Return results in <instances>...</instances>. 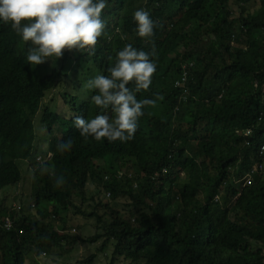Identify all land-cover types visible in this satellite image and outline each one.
I'll use <instances>...</instances> for the list:
<instances>
[{
    "label": "trees",
    "instance_id": "obj_1",
    "mask_svg": "<svg viewBox=\"0 0 264 264\" xmlns=\"http://www.w3.org/2000/svg\"><path fill=\"white\" fill-rule=\"evenodd\" d=\"M253 1L106 0L95 54L66 50L60 66L49 59L51 67L28 64L31 42L0 21V193L11 189L0 203V264L71 254L75 244L101 239L98 253L113 246L110 264L119 258L128 264H264V173L252 186L239 185L264 165V0L255 11ZM144 8L157 23L151 42L137 35L133 19ZM129 44L149 52L155 45L152 83L136 96L156 104L145 107L131 141L85 139L72 122L76 115L114 118L111 108L92 102L96 93L85 84L109 75ZM73 70L80 89L69 82ZM185 72L187 88H176ZM66 84L73 93L61 95L63 117L50 106L54 100L45 101ZM128 86L135 91L134 83ZM43 136L48 151L37 144ZM69 138L72 149L59 153L57 144ZM40 158L65 178L62 187L41 174V165L33 169ZM20 162L32 172L36 205L52 218L26 212L16 201L22 194L12 197L23 178ZM181 176L189 178L184 185ZM108 193V201L97 200ZM122 198L135 209L129 217L118 208ZM70 213L95 219V234L65 233ZM97 257L77 264H94Z\"/></svg>",
    "mask_w": 264,
    "mask_h": 264
},
{
    "label": "clouds",
    "instance_id": "obj_2",
    "mask_svg": "<svg viewBox=\"0 0 264 264\" xmlns=\"http://www.w3.org/2000/svg\"><path fill=\"white\" fill-rule=\"evenodd\" d=\"M106 7V0H0V21L10 24L24 42H31L26 59L28 64L37 66L53 57L56 60L62 58L66 50L87 51L94 55L105 30L102 14ZM153 15L146 8L133 14L137 35L149 42L157 27V23L151 19ZM155 54L154 44L151 52L126 45L117 53L114 65L108 69L109 75H96L86 82L85 87L96 93L91 97L92 102L101 110L111 108L114 118L108 114H98L89 120L76 115L72 122L81 137H92L96 141L106 139L109 142L133 140L145 107L156 104L153 99L138 100L136 96L137 92L149 89L152 83L157 69L152 59ZM187 79L185 72L176 82V88L186 89ZM132 83L135 84V91L128 86ZM52 94L47 93L46 97ZM251 132L246 131V134L250 135ZM72 147L73 140L69 138L57 144V151L63 154ZM52 156L50 154L49 158ZM38 162L43 163V159H38ZM39 171L55 177L56 187L64 185L65 178L56 176L50 166L41 164ZM241 182L245 188L243 179ZM106 196L110 199L112 194Z\"/></svg>",
    "mask_w": 264,
    "mask_h": 264
},
{
    "label": "rangeland",
    "instance_id": "obj_3",
    "mask_svg": "<svg viewBox=\"0 0 264 264\" xmlns=\"http://www.w3.org/2000/svg\"><path fill=\"white\" fill-rule=\"evenodd\" d=\"M250 5H251L250 9L252 11H255L259 7V1L254 0ZM61 59L62 58H60L58 60V62H56L57 66L61 65ZM43 65H45L46 67H51L52 63L46 61L45 63H43L41 65H37V66H43ZM70 74H71V77H70L69 82L73 86L79 87L75 83L81 77L79 75L78 76L75 75L76 72L74 70ZM79 89H80V87H79ZM71 92L73 93L72 86L66 84L65 89L58 88L52 95H50L49 99L47 101H45V103H48L50 101V99L54 100L55 102H50V106L55 107L56 111L61 116L65 117V115L67 113V111H66L67 107H66L64 98H62L60 96L62 93L64 94V93H71ZM78 93L82 96L83 90L78 91ZM36 119H37V117H36ZM36 134H37V136H40L39 133H37V131H36ZM42 135H45V134L42 133ZM37 144H39L40 151H48L49 150V142L47 141V138L45 136H43L41 139H39ZM37 153H38V151L35 149L34 155H37ZM38 156H40V155H38ZM19 164H20V168L22 170V175H23V178L21 181L22 184L19 183L20 185L17 188L18 190L12 194L13 195L12 197H16V193L22 194L21 197L19 199H17L16 201H18L24 205L26 212H32L35 215H38L39 213H43L45 215V217H47V218L51 217L52 218L53 216L51 214V211L42 210L40 207H38V205H36V203L34 201V198H33V196H34L33 195L34 194L33 175H31L32 172L25 170V166H26L25 163L20 162ZM41 164L42 163L38 162V164H35L33 166V169H38ZM263 173H264V171H263ZM28 174H29V176H28ZM180 179H181L182 185L186 184L189 181V178L187 176H181ZM239 185L243 188V183L241 181L239 182ZM20 189H22V190H20ZM10 190L11 189H8L7 191L10 192ZM88 190H89V192H91L90 194H93L95 192V191H93L94 190L93 186H89ZM9 192H8V194L0 193V203L3 201V199L6 195L11 197V194ZM107 199H108L107 196L105 199H103L101 197V195H99L97 197V200H103L104 202L108 201ZM118 203H119V206H118L119 210L121 212H123V214L126 215V217H129L130 211L135 213V209L127 207V203L129 204V201L127 199L122 198L119 200ZM76 204L80 205L83 203L79 199H77ZM90 204L91 203H86L84 208L91 211L92 208L90 207ZM138 215H139V213L137 210L134 217H137ZM69 217H70V223L68 224L69 229L67 228L65 233H68L72 236H80L81 235V237H84V236H87V237L91 236L92 237L95 234V232H96L95 229L97 226L95 219H87V218H84L82 216H76L74 213H70ZM54 224L60 228L59 224H57L56 222H54ZM79 226H82L83 231L79 228ZM74 230H76V231L74 232ZM99 233L103 234L104 232H103V230H100ZM102 242H103V239L98 241L96 243V245L83 244V243L75 244L73 246L74 250H72L73 252L71 254L66 253V254L62 255L63 253H60V254H55L53 256H48V255H44V254H42L41 256L34 255L33 260L28 258L27 264H77V262L79 260L85 259L89 255L95 254V253H97L98 257H97L94 264H110L111 259H112V255H113V246H110V248L106 251L105 254L98 253L97 250H98V248L101 247ZM116 264H128V262H125L124 259L119 258V260L117 261Z\"/></svg>",
    "mask_w": 264,
    "mask_h": 264
},
{
    "label": "built area",
    "instance_id": "obj_4",
    "mask_svg": "<svg viewBox=\"0 0 264 264\" xmlns=\"http://www.w3.org/2000/svg\"><path fill=\"white\" fill-rule=\"evenodd\" d=\"M250 132H247V134H249ZM260 156L264 157V146L261 147L260 150ZM264 171V165L263 163L260 164V166L255 167L254 169L250 170L245 177H243V182H244V186L249 187L252 186L255 183V175L258 172H263Z\"/></svg>",
    "mask_w": 264,
    "mask_h": 264
}]
</instances>
